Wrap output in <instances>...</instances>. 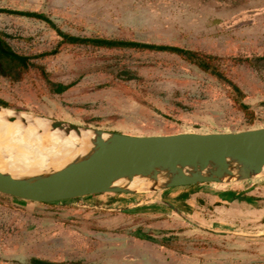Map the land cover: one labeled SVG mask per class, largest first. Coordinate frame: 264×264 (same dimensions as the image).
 Instances as JSON below:
<instances>
[{
    "label": "rangeland",
    "instance_id": "374dc122",
    "mask_svg": "<svg viewBox=\"0 0 264 264\" xmlns=\"http://www.w3.org/2000/svg\"><path fill=\"white\" fill-rule=\"evenodd\" d=\"M0 9L42 13L70 36L216 56L238 90L172 54L71 46L40 21L0 14L5 42L35 65L17 80L0 76L3 108L130 136L264 128V65L254 61L264 56V0H0ZM48 83L71 85L56 94ZM28 148L0 138V170L20 171ZM229 184L246 197L228 215L240 234L207 233L168 210L153 217L145 205L132 215L90 209L84 199L41 204L0 195V264H78L93 229L159 240L187 264H264V174Z\"/></svg>",
    "mask_w": 264,
    "mask_h": 264
},
{
    "label": "water",
    "instance_id": "95a60500",
    "mask_svg": "<svg viewBox=\"0 0 264 264\" xmlns=\"http://www.w3.org/2000/svg\"><path fill=\"white\" fill-rule=\"evenodd\" d=\"M1 110L10 113L2 118V125L26 127L38 121L48 132L79 137L86 131L91 136L85 152L57 169L32 173L0 170V195L21 201L51 204L97 194H141L222 183L232 172L237 173V181L264 174V128L130 136ZM135 179L143 188L129 186Z\"/></svg>",
    "mask_w": 264,
    "mask_h": 264
},
{
    "label": "crops",
    "instance_id": "0c3cea01",
    "mask_svg": "<svg viewBox=\"0 0 264 264\" xmlns=\"http://www.w3.org/2000/svg\"><path fill=\"white\" fill-rule=\"evenodd\" d=\"M252 180L253 178L244 181ZM229 185V183L198 184L157 192L100 194V196L91 195L72 200L84 199L90 209L126 212V214L132 212V215L139 206L145 205L149 207L146 211L153 212L151 213L153 217H160L168 210L207 233L237 234L238 232H233L231 218L229 219L228 215H231L232 207L237 205V198L246 199V197H242V193L235 192L240 191L239 189L230 188ZM155 233L158 237L163 236L160 230ZM92 234L94 240L91 242V247L79 256L78 264H187V260L183 258L167 256L170 254L161 241H148L141 234L135 236L124 230L119 234L102 233L98 229H93L90 235Z\"/></svg>",
    "mask_w": 264,
    "mask_h": 264
},
{
    "label": "trees",
    "instance_id": "16d2710c",
    "mask_svg": "<svg viewBox=\"0 0 264 264\" xmlns=\"http://www.w3.org/2000/svg\"><path fill=\"white\" fill-rule=\"evenodd\" d=\"M0 14L25 17L40 21L46 24L47 27L51 28L55 32L56 36L59 37L60 42L71 46L81 45L85 47H90L92 49H104V50L132 49L136 51H147V52L152 51V52H162V53L172 54L184 60L188 64L195 66L200 71L208 73L214 76L215 78L224 81L229 87H231L233 91L238 92L237 88L224 77L223 73L219 69V66L216 63L218 59L216 56H212L195 50L170 46V45L145 44V43H138L123 39H108V38L106 39L98 36H94V37L70 36L60 32L57 28H55L53 23L44 14L38 12H22L15 10L0 9ZM7 37L8 36L0 32V76L17 80L22 76L24 72H26V70H28L29 67L30 68L35 67V65L31 63V59H33V57L17 54L16 52H14L4 40ZM44 55L45 53L40 54L38 57ZM254 61L256 63L261 62L264 65V56L260 58H255ZM48 85L53 88L54 93L59 94L65 91L68 87H70L71 84L60 85V84L48 83ZM0 106L2 107L5 106L4 102H2L1 100H0ZM30 264H45V263L36 260H30Z\"/></svg>",
    "mask_w": 264,
    "mask_h": 264
},
{
    "label": "bare ground",
    "instance_id": "6f19581e",
    "mask_svg": "<svg viewBox=\"0 0 264 264\" xmlns=\"http://www.w3.org/2000/svg\"><path fill=\"white\" fill-rule=\"evenodd\" d=\"M9 112H0V138L21 145L29 146V155L20 171L17 173H32L45 168H59L69 161L73 156L85 152L89 146L88 140L91 138L89 132H81L79 137L72 133L65 136L59 132H48L45 125L38 121L32 125L20 128L16 125H2L1 120L4 116H9ZM30 126V127H29ZM264 171V167L262 172ZM1 172V171H0ZM261 172V173H262ZM262 175V174H261ZM237 173L232 172L222 179V183L237 181ZM140 180H134L130 187L139 190L142 187Z\"/></svg>",
    "mask_w": 264,
    "mask_h": 264
}]
</instances>
